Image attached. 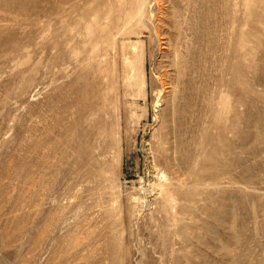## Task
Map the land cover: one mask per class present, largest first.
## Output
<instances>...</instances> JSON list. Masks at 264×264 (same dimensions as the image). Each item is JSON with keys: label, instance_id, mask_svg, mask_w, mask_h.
Returning a JSON list of instances; mask_svg holds the SVG:
<instances>
[{"label": "rangeland", "instance_id": "obj_1", "mask_svg": "<svg viewBox=\"0 0 264 264\" xmlns=\"http://www.w3.org/2000/svg\"><path fill=\"white\" fill-rule=\"evenodd\" d=\"M0 264H264V0H0Z\"/></svg>", "mask_w": 264, "mask_h": 264}, {"label": "bare ground", "instance_id": "obj_2", "mask_svg": "<svg viewBox=\"0 0 264 264\" xmlns=\"http://www.w3.org/2000/svg\"><path fill=\"white\" fill-rule=\"evenodd\" d=\"M154 31V30H153Z\"/></svg>", "mask_w": 264, "mask_h": 264}]
</instances>
